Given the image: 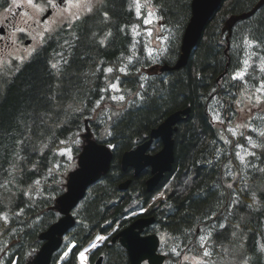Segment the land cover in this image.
I'll return each mask as SVG.
<instances>
[{
  "label": "trees",
  "instance_id": "16d2710c",
  "mask_svg": "<svg viewBox=\"0 0 264 264\" xmlns=\"http://www.w3.org/2000/svg\"><path fill=\"white\" fill-rule=\"evenodd\" d=\"M191 1L152 0L165 26L175 29L167 58L150 63L142 49L138 50V57H133L135 67L149 77L143 90L134 70L129 76L115 71L133 54L130 27L133 23L142 24L125 11L132 0H116L111 36H107L98 20L85 19L77 23L72 33H60L39 47L22 64L13 61L11 68L0 67V185H6L0 187V211L10 209L12 221L7 226L10 232L4 231L0 221V247L9 243L8 250L0 252V264H11L15 259L16 264H30L43 243L40 234L59 219L55 199L65 191L66 183L64 165L55 167L64 160L58 151L73 143L71 140L85 128L86 119L99 142L115 145L114 158L110 171L88 188L74 209L76 224L65 235L63 247L50 264H78L80 252L99 234L109 235L108 240L90 253V264H95L101 255L103 264H129L127 250L118 241L113 243L111 237L130 223L135 218L133 213L141 208L147 209L143 215L156 216L155 224L145 232L165 235V252L179 244L184 254L192 255L184 247L187 244L198 256L197 235L211 231L213 237L207 246L212 255L207 264H264V151L255 149L256 156L247 167L235 155L237 144L248 145L246 136L251 135L257 143L264 142V138L247 129L243 136L225 135L210 113L212 104H216L217 111L228 118L227 127L233 119L230 112L235 111L233 93L258 83L251 74L246 77L247 85L232 81L231 74L239 68L244 35L258 39L264 48V6L235 26L226 52V20L232 14L249 11L258 0H224L186 66L173 71L151 70L152 65L174 64L178 59L182 35L191 16ZM2 11L0 7V17ZM122 26H126L123 32L119 30ZM64 39L69 40L68 45L63 44ZM101 39L105 40L103 46L99 44ZM58 51H63L64 56H56ZM57 60H61L58 70L52 69L51 64ZM63 60L69 63L65 65ZM227 64V73L218 80ZM107 67H113L114 72L106 78ZM117 76L126 99L109 106L112 100L108 102V93L100 89ZM137 92L144 94L142 101L136 99ZM101 95L105 99L93 112ZM187 106L191 108L190 115L178 124L174 134L173 169L155 191L149 192L145 182L151 175L150 168L134 177L132 169H122V154L147 140L150 131L170 113ZM114 112L118 115L109 120ZM257 117L251 124L258 131L264 130V120ZM21 139L23 145L18 143ZM74 145L79 154L81 147ZM161 148L162 142L157 139L149 151L154 153ZM128 178L132 180L128 189L120 190L119 183ZM36 180L40 181L38 185L34 184ZM23 191H30L32 198L23 195ZM159 191H165L167 199H157L153 204L151 200ZM19 208L24 213L13 215ZM220 224L226 227L221 229ZM68 248V255L61 259L62 251ZM176 261L175 256L168 255L165 264Z\"/></svg>",
  "mask_w": 264,
  "mask_h": 264
},
{
  "label": "snow or ice",
  "instance_id": "6c2138e0",
  "mask_svg": "<svg viewBox=\"0 0 264 264\" xmlns=\"http://www.w3.org/2000/svg\"><path fill=\"white\" fill-rule=\"evenodd\" d=\"M115 3L116 0H0V7L3 8L5 13L3 17L4 22H0V41H5L3 49H0V67L7 65L9 68L12 67L13 61L18 64H22L26 59H30L33 54L37 51L36 46L26 47L24 48V52L26 55H21V48L17 44L16 34H24L30 36L31 40L35 42V44L43 47L52 39L56 38L60 35V33H65V35L72 33L74 27L77 25V22H84L87 20H98L99 24L102 25L104 29L107 30V36H111L110 25L114 23L113 15L115 12ZM20 10L19 13H12V8ZM111 7V12H110ZM125 11L130 14H134L137 21H142L145 26L143 31H140L141 25L138 23L134 26H131L129 31L132 33L133 43L131 45L132 55L127 57V63L120 68L115 69V71L119 72L123 76H129L132 74V70L138 74V79L140 81L139 87L140 89H145V81L149 79L148 75L143 74L140 68H136L134 64L133 57H138V52L136 51L137 43L141 41L137 38H141L143 36H147L149 38V42L153 38V29L151 27H147L149 25L159 24L160 30L163 31L164 25L160 24V21L163 19L162 16L157 14V10L153 8V6L148 3V0H132L131 5L126 7ZM10 14V15H9ZM19 15V20L17 21V16ZM11 17V18H10ZM17 21V22H13ZM8 24H11L12 31L8 33L7 39L5 40L4 33L7 29ZM36 25L40 31H35L32 29V26ZM126 26L120 27V31H125ZM35 31V35H32V32ZM179 29V25H177V31ZM171 35V31L169 32ZM93 37L97 36L96 32L92 33ZM77 41L79 40V36H76ZM156 40L161 43H171V40L168 36L157 35L155 37ZM64 45L69 44L68 39H64ZM100 45L105 44V40H99ZM243 44L248 48L252 49L261 48V42L258 39H249L245 37L243 40ZM63 47V46H61ZM144 50L146 51L148 57L150 58V63L155 62V58L153 57V52L155 49L147 47L144 45ZM167 51V49H164ZM261 56L260 63L257 70L261 73H264V48H261ZM56 56L63 57L64 52L58 51L55 53ZM246 58L240 61L242 67L238 70L234 71L231 74L232 81H240L243 84L247 85L248 80L246 77L249 76L250 69L252 68L251 64V54L246 53ZM63 63L66 65L69 63L68 60H63ZM61 64V60H57L55 63L51 64L52 69L58 70V65ZM114 72L113 67H107L104 69L105 77L107 78L109 74ZM256 79V77H252ZM254 91L245 87L244 92L247 96V111L249 113L254 110L259 113H264V79H259L258 83L253 85ZM102 93H108V98L113 102L120 101L124 102L126 97L123 94V90L121 87L120 77L117 76L114 82H110L106 88L100 89ZM216 90L213 89V92ZM116 93V94H113ZM145 98L144 94L141 92L136 93V99L142 101ZM215 98V97H213ZM105 99L104 95H101L100 99L95 102V107L92 109L93 112L96 109L100 108L101 101ZM134 101H129V103H133ZM239 103V101H238ZM210 113L212 115L213 122L224 124L227 117H223L219 112L210 108ZM234 114V112H230V115ZM118 115V113H112V116H109L108 119L111 120L113 116ZM258 119L264 120V116L257 117ZM230 122V120H229ZM251 121L246 122L242 127L246 128L249 132L257 133L260 138H264V130H259L255 127H250ZM238 127H241L238 125ZM232 132L233 136H236L237 133L233 129H227ZM111 135V132L108 133ZM241 136L244 135L243 132L240 133ZM245 139L248 141V147L245 148L244 144H237L236 147L238 149H245L244 155H241L240 151L235 153L236 157L239 158L240 163L244 164L245 167L248 166V163L245 160V156H256V152L252 151V149L260 148L264 151V142L256 143L253 141V137L251 135L246 136ZM74 143H79L78 140L73 141ZM230 141L225 140V143H229ZM21 145L24 144V140L21 139L18 141ZM61 144L65 143V141H60ZM109 148H114L115 145L109 144ZM58 154L61 156H68L71 159V149H63L59 150ZM255 167V165H252ZM55 167L58 169L61 165L56 164ZM264 171V169H261ZM11 183V181H9ZM40 183L39 180H36L34 184L38 185ZM0 187H6V185H0ZM31 188V185L29 186ZM228 188H232V184L227 185ZM23 195L28 196L29 199L32 198L30 191H23ZM164 196V193H160L159 196L153 198V203H155L156 199H161ZM253 201L256 200L255 194H252ZM147 211L145 208H141V212ZM11 210L0 211V221H3L4 231L10 232L11 229L7 226L12 223L9 218ZM24 213L23 208H19L18 211L13 213L15 216H20ZM136 214V213H133ZM110 223V222H109ZM226 226L224 224H220L219 228L223 229ZM200 231V230H198ZM3 232H0L2 235ZM235 235V233H233ZM213 237V232H209L206 235H197V243L199 245L197 251L199 255L193 252V248L189 247L187 244L184 247L188 248L190 253H193L191 256L184 254L180 250V245H176L172 247L169 252L163 253L165 256L172 255L177 258L176 264H207V258L211 257L212 252L209 250L207 244L209 239ZM108 240V236L105 235H97L95 237L96 242H104ZM191 243V241L189 242ZM74 246V245H73ZM93 247H96L97 244L93 243ZM194 247V246H193ZM9 248V243H4L2 247H0V252H6ZM261 250L264 251V245H261ZM87 251V249L85 250ZM65 257L68 255V252L63 254ZM80 259L83 264V261L86 260V256L84 252L80 253ZM145 264H148L145 261ZM247 264V261L245 262Z\"/></svg>",
  "mask_w": 264,
  "mask_h": 264
},
{
  "label": "water",
  "instance_id": "95a60500",
  "mask_svg": "<svg viewBox=\"0 0 264 264\" xmlns=\"http://www.w3.org/2000/svg\"><path fill=\"white\" fill-rule=\"evenodd\" d=\"M224 0H192V15L186 25L181 43V52L174 64L163 63L151 67L159 71L179 70L186 66L190 56L202 38L205 27L219 10ZM264 0L248 12L232 14L225 22L223 30L228 31L232 36L233 28L240 20L248 19L260 7ZM228 37V38H229ZM30 39L25 41L26 44ZM230 45L226 49L228 51ZM228 67V64H227ZM227 73V69L220 75L218 80ZM191 108L176 110L170 113L157 127L150 131L149 138L138 144L135 148L125 151L121 157V166L124 171L132 168L134 176L141 174L146 168H150L151 175L146 180L147 189L150 192L156 190L167 172L173 169L175 161V138L178 124L187 119ZM86 130L83 133L84 144L78 155L77 166L71 170L66 177V189L55 199V209L61 214L60 218L52 223L40 234L43 243L30 264H50L53 255L60 249L66 233L74 227L76 218L73 210L84 198L90 185L106 175L111 168L114 153L107 144L98 142L94 137L89 125L85 120ZM155 139H160L162 148L154 153L149 152ZM131 178L119 183L118 187L125 190L131 183ZM156 221V216H138L130 224L115 233L111 240L119 242L127 249L129 264H142L148 261L149 264H163L166 256L158 252L160 237L157 233L144 234V230ZM103 256H100L96 264H102Z\"/></svg>",
  "mask_w": 264,
  "mask_h": 264
},
{
  "label": "rangeland",
  "instance_id": "374dc122",
  "mask_svg": "<svg viewBox=\"0 0 264 264\" xmlns=\"http://www.w3.org/2000/svg\"><path fill=\"white\" fill-rule=\"evenodd\" d=\"M142 3H144V0H142ZM148 3H150L153 6V8L155 10H157L156 7L153 5L152 0H148ZM157 14H158V12H157ZM4 15H5L4 11L1 12L0 22H4L3 21ZM18 20H19V15L17 17V21ZM17 21H13V22H17ZM160 24L164 25L163 31L160 30L159 24L147 26V27H151L153 29V38L151 39V42H149V38L147 36H143L141 38H137L141 42L137 43V45H136V51L138 52V50L142 49L145 52L146 55H147V53L144 50V45H147V47H149V48L155 49V51L153 52V57L155 58V62H158V59H163L164 57L167 58V55L170 54L169 50H170V47L172 46V40H173V37H174V29H175L174 27H169V26L166 27L163 20L160 21ZM144 28H145V26L142 23L139 30L143 31ZM32 29H35V31H40L41 30L36 25H33ZM32 29H29V31L32 32V35H35V31H32ZM170 31H171V35H169ZM157 35L168 36L169 39L171 40V43H161L160 41L155 39V37ZM245 36L246 35H244L243 38ZM27 38H30V36L26 35V39ZM248 38L249 39H253L251 36H248ZM24 41L25 40H22L21 41V45H20V48H21L20 54L21 55H26V53L24 52V48H26V47L36 46L37 49L40 47L39 45L35 44L34 41H32L29 45H25ZM261 48L253 47L252 49H248L245 45L244 46L242 45V52L243 53L240 54V59H239V68H241L242 65H241L240 61L242 59L246 58V56H245L246 53H250L251 54L252 68L250 69L249 74H251V77H256V80L264 79V73H261V72H259L257 70V68L259 66V63H260V56L262 54L261 51L258 50V49H261ZM164 49H167V51H164ZM113 80H111L110 82H113ZM246 87L251 89L252 91H254V88L252 86H246ZM227 92H229V91H227ZM113 94H116V93H113ZM123 94L125 95L124 92H123ZM108 95L109 94H107L106 97H108ZM116 95H118V94H116ZM125 97H126V95H125ZM233 98L236 100V104L234 105L235 111H234V114H232L233 115V119L229 122V124H227V127L224 126L225 123L224 124L217 123L218 124L217 126L222 130V132L225 135H228V133L232 134V132H230L228 130L226 131V129H233L237 133L236 136H238L241 132H243L246 129V128L242 127L246 122H248V121L252 122L254 120V118H256L259 114H264V113H259V112L255 111V110L253 112H251V113H249L247 111L248 101H247V96H246L244 91L234 92L233 93ZM107 99H108V102H109V98H107ZM238 101H239V103H238ZM108 102L106 103V105L108 104ZM117 102H120V101H115V102L112 101V103L109 104V106H111L112 104H116ZM211 109L217 111L218 108L216 107V104H214V105L212 104ZM217 112H220V111L218 110ZM238 125L241 126V127H238ZM249 126L254 127V125H252V124H250ZM84 132H85V128L82 130V132H79V134H77V138L71 140L72 142L75 141V140H78L79 143H74L73 142V143H70L68 146L63 148V149H71V159H69L68 156H64V160L61 163V166L64 165L62 172H63V177L65 178V183H66V177H67L68 173L77 166L78 154L75 153V145L74 144H76V145H78V146H80L82 148V145H83L82 134ZM253 141L256 142V140L254 138H253ZM244 145H245V148L248 147V145H246V144H244ZM63 149H61V150H63ZM235 150L236 151H240L241 155H244L245 149L236 148ZM252 151H255V149H252ZM245 160L249 164V162H251L253 160V156H245ZM59 165H60V163H59ZM242 165L245 167L244 164H242ZM248 171H249V169H248ZM140 211H141V209L136 211L135 213H138ZM203 235H206V233H204ZM163 239H164L163 241H165V242L167 241V238L165 237V235H164ZM163 243H162V245L160 247V252H164L165 253V251L163 250ZM69 249L70 248L65 249V250L62 251L61 259L65 257L63 255L65 252H69ZM186 255L191 256L190 254H186Z\"/></svg>",
  "mask_w": 264,
  "mask_h": 264
},
{
  "label": "bare ground",
  "instance_id": "6f19581e",
  "mask_svg": "<svg viewBox=\"0 0 264 264\" xmlns=\"http://www.w3.org/2000/svg\"><path fill=\"white\" fill-rule=\"evenodd\" d=\"M238 1V0H237ZM260 0H258L257 1V3L259 2ZM257 3L255 4V5H257ZM254 5V6H255ZM253 6V7H254ZM264 6V5H263ZM253 7H252V9H253ZM262 7H260L259 9H258V11L261 9ZM251 10V9H250ZM249 10V11H250ZM257 11V12H258ZM245 12H248V11H245ZM242 13H244V12H242ZM191 15H192V1H191ZM190 18H191V16H190ZM190 18H189V20H190ZM244 20H246V19H244ZM186 21V20H185ZM189 22V21H188ZM188 24V23H187ZM184 32H185V29H184ZM184 32H183V35H184ZM223 32H228V31H224L223 30ZM183 35H182V38H183ZM229 37V35L227 34L226 35V39H227V46H228V44L229 45H231V42H230V37ZM181 43H182V39H181ZM226 69H227V71H228V67H226ZM220 77V76H219ZM19 79V78H18ZM221 79V78H220ZM174 165V164H173ZM122 167V166H121ZM129 169H132V168H129ZM133 170V169H132ZM133 175H134V170H133ZM135 177V176H134ZM129 179V178H128ZM146 183V182H145ZM146 185V184H145ZM119 188V187H118ZM146 188H147V185H146ZM120 189V188H119ZM128 189V188H127ZM120 190H122V189H120ZM126 190V189H125ZM148 190V189H147ZM165 190V189H164ZM150 192V191H149ZM164 193L165 191H159V192H157L156 193V195L154 196V197H157L160 193ZM153 197V198H154ZM153 198H152V200H151V202H153ZM162 198H166V195H164ZM167 199V198H166ZM157 200V199H156ZM155 200V201H156ZM156 203V202H155ZM152 204V203H151ZM154 204V203H153ZM150 207V206H149ZM127 219V218H126ZM157 220V219H156ZM126 222V221H125ZM121 223V222H120ZM119 223V224H120ZM123 224V223H122ZM198 230H199V228H198ZM45 231V230H44ZM93 243H96L97 244V246L96 247H98L100 244H102L103 242H96L95 240L94 241H92L82 252H84L85 253V256H86V260L85 261H83V264H89V255H90V253L96 248V247H93L92 245H93ZM87 249V251H85ZM11 264H16V259L11 263ZM78 264H82V262H81V259H80V256H79V263Z\"/></svg>",
  "mask_w": 264,
  "mask_h": 264
},
{
  "label": "flooded vegetation",
  "instance_id": "af4514ba",
  "mask_svg": "<svg viewBox=\"0 0 264 264\" xmlns=\"http://www.w3.org/2000/svg\"><path fill=\"white\" fill-rule=\"evenodd\" d=\"M263 7V6H262ZM19 11L20 10H18V9H15V7H13L12 8V13H19ZM10 15V14H9ZM18 17V16H17ZM11 18V17H10ZM133 25H135V23H133ZM132 25V26H133ZM12 31V26H11V24H8V26H7V29H6V31H5V33H4V36H5V40L7 39V35H8V33L9 32H11ZM245 37H248V36H245ZM244 37V38H245ZM16 38H17V44L20 46L21 45V41L23 40V39H26V35H24V34H20V33H17L16 34ZM4 43H5V41H0V49H3V47H4ZM115 81V79L113 80V82ZM225 126V125H224ZM143 216H145V215H143ZM150 233V232H149ZM159 234H160V240H161V242H163V237H162V233L161 232H159Z\"/></svg>",
  "mask_w": 264,
  "mask_h": 264
}]
</instances>
